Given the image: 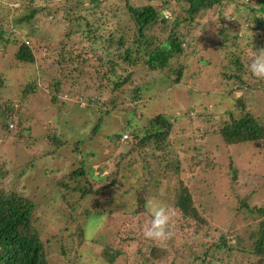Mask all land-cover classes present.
<instances>
[{
  "label": "rangeland",
  "instance_id": "rangeland-1",
  "mask_svg": "<svg viewBox=\"0 0 264 264\" xmlns=\"http://www.w3.org/2000/svg\"><path fill=\"white\" fill-rule=\"evenodd\" d=\"M243 1L258 10L255 21L260 22L261 29L255 31L251 24L246 34L243 33V40L236 44L233 40L227 41L223 45L221 31L238 33L235 30H241L242 25L248 26L245 20L251 11L244 15L242 6L240 9L235 6L242 5ZM262 1L223 0L202 9L191 23L187 15L191 4L186 0H129L134 7L152 5L164 16L179 22V32L186 40L184 55L176 56L166 70L152 71L144 58L138 67L125 60L128 50L133 52V58H139L141 44L137 23L128 12L126 0H105L100 9H94L93 0H72L70 4L76 6L73 9L64 4L65 0H20V3L4 0L10 4L0 6V27L11 30L13 38L22 37L20 42L28 40L27 33L32 26L24 24L15 29L13 20L28 13L27 7L29 11L30 8L46 9L33 25L37 35L29 39L36 64L18 61V46L12 47L9 54L3 52L0 40V102L11 98L20 104L21 118L26 121L23 126L34 130L19 137L7 136L0 121V162L8 161L16 166L37 160L39 164L50 165L45 169L53 184L46 187V193L38 196L35 192L34 174L28 175L26 185L37 207L33 220L47 251L58 256L59 247L67 249L69 257L55 258L56 261L60 259L63 264H202L209 251L216 259L207 264H217V260L231 261V264L257 263L259 258L254 255L249 263L246 258L249 252H255L264 223V215L259 212L264 209V135L255 142L229 145L220 132V124L229 119L227 112L238 108L235 98L240 101L244 98L253 118L264 127V79H257L247 71L243 90L227 79L231 73L229 68L234 66L233 59L235 62L240 54L247 62L249 51L259 49L261 46L257 43L264 42V13H258ZM229 3L234 5L226 8L225 4ZM65 9L67 18L59 13ZM225 12L230 19L224 16ZM76 14L82 16L81 21L73 18ZM173 29L174 26L159 21L147 36L155 38L157 46L167 41ZM66 43H71L78 58L69 53L71 45ZM10 46H13L12 40ZM103 52L113 61H103V69L99 71L100 57L105 58ZM62 54L64 59L60 57ZM58 56L63 65H59ZM186 66H189L187 71L177 81L179 70ZM130 73V81L116 90L118 79L123 81ZM34 79L39 81L37 95L28 91V84ZM254 79L260 83L255 85ZM113 99L122 110L111 111L112 116L107 118L105 114L109 110L105 104ZM161 114L173 124L170 145L156 151L157 144L142 149L136 143H128L130 138L124 142V136L130 135L128 131L138 124L145 127ZM215 114L223 116L215 119ZM99 123L102 127L96 132ZM205 128H210V133ZM32 134L36 138L33 142L30 141ZM52 134L66 145L53 142L57 152L48 157L54 147L45 136ZM115 139L118 144L112 143ZM133 149L137 152H131ZM127 153L131 157H124ZM175 155L197 211L190 219L183 218L173 204L169 206L176 199L178 183L171 175L165 177L164 169ZM82 162H86V177L77 181L73 177L66 179L68 188L60 193L57 182L81 170ZM160 176L162 181L158 179ZM92 177L98 178L92 180ZM152 177H157L153 184ZM114 180L121 184L120 189H112ZM76 186L81 190H75ZM145 186L150 197L162 202L173 214L174 235L169 240L153 241L143 235L151 216L146 210L137 211L135 192H142ZM103 188L107 192L99 193ZM98 202L101 207H97ZM88 209L103 210L107 216L90 222L91 219H86ZM223 237L227 240L232 237L235 242L230 249L217 252L215 246ZM110 248L123 254L113 263L105 259V252ZM155 250L163 258L152 260Z\"/></svg>",
  "mask_w": 264,
  "mask_h": 264
},
{
  "label": "trees",
  "instance_id": "trees-1",
  "mask_svg": "<svg viewBox=\"0 0 264 264\" xmlns=\"http://www.w3.org/2000/svg\"><path fill=\"white\" fill-rule=\"evenodd\" d=\"M18 1L19 2L17 3H20V0ZM29 1L34 2V0H29ZM126 1L128 2L127 3L128 12L130 16H132L135 19V22L137 23L139 39L141 41V44L139 46L140 50L138 51L139 58L138 57L133 58L134 56L133 52L128 50L127 57L125 59L127 64L138 67L137 65H139L141 59L144 58L145 63L147 64L150 70L152 71L166 70L169 67L170 62L176 56L179 57L185 54L184 45L186 44V40L183 38V35L180 34L179 32L180 23L173 20L171 17L164 16L161 12H158L155 9V7L152 5L134 7L129 3V0ZM164 1L167 2V0ZM186 1H188L191 4V7L188 10V14H187L190 18L191 23L194 21L193 19H195V17L198 16V14L202 11V9L211 8L213 7V4L223 2V0H213L211 3H206L204 0H186ZM71 2L72 0H65L64 4L70 5V7L68 8L73 9L74 6L73 4H70ZM104 2L105 0H93L94 9L95 7L97 9H100ZM1 4L4 5L10 3L4 2V0H0V6H2ZM25 5H27V3H25ZM232 5L230 3L225 4V6H227L226 8H229ZM235 6H237L238 9H240L242 6V14L244 15H246V13L251 11V13L247 16V20H245L248 26L242 25L241 30L234 29L235 32L238 31V33H234V31L227 29L221 31L220 33L222 34L221 36L223 37V39L220 41V43H223V45L227 44L228 43L227 41L233 40L234 43L236 44L239 41L243 40L245 37L243 36V33L246 34L245 32L248 31V27L249 26L251 27V24L253 25L255 31L261 29L260 22H257L258 20L255 21L256 19L255 14L257 13L258 10H255V8L254 9L251 8L249 4H247L244 1L242 2V5L241 3H236ZM74 8H76V6ZM27 9H28V13H26L23 17L15 21L13 20L12 24L14 25L15 29L18 26L22 27L24 26V24H30V26H32V30H30V33H27L28 40H26L25 36H23L25 40H23V42H20L19 40L22 37L14 36L13 38L12 33H10L11 30L9 31L4 27H0V40L4 45L2 49L3 52H8L9 54L10 52L9 50H11L12 47L18 46V52L16 53L17 54L16 58L18 59V61L22 63H28L34 65L37 63V60L35 58L33 45L31 44V42H29L30 41L29 39L31 38V36L37 35L36 29L33 28V25L36 24L39 16L43 13V11H46V9L37 8V10H35L33 8H30V11H29V7H27ZM67 11L68 10L65 9L63 10V12H59L60 16L65 17ZM260 12L264 13V1L260 2V10L258 13ZM80 16L76 14L73 18H77V21L78 20L81 21L82 16L81 17ZM244 17L245 16H243V18ZM159 21H164L169 26H174L175 30L173 29L172 32H169V37L167 41L162 42L159 45L155 46V38L152 39L148 37L147 33ZM233 21L234 20H229L230 23H234ZM87 27H90L89 23H87ZM11 40L13 41V46H10ZM120 44L123 45V41H121ZM65 45L69 46L71 45V43L69 44L66 43ZM257 45L261 46L260 48H264V42L263 44L257 43ZM1 46L2 45H0V50H1ZM68 51L69 53H73L74 55H77L73 57L78 58V54L75 53V50L72 48V45L71 48L68 49ZM104 55L105 58L100 57V61L102 63L101 65L99 64L100 66L99 71L103 69L101 67L103 61L106 62L113 61V59H108L105 53ZM142 55L144 57H142ZM61 56H63L62 59L65 58L63 54L60 55V57ZM69 56L72 57V55ZM60 57L58 58L59 65L60 64L63 65L60 62ZM78 60L79 59H77V61ZM248 62L249 59L247 60V62H244V57L239 54L235 62L233 59L232 63H234V66L229 68L231 73L228 74L227 76V79L230 82L231 81L234 82V84L238 86L239 89L242 90L245 89L246 87L244 85L246 83L244 82V74L247 73L246 65L248 64ZM188 67L189 66H186L179 70L178 72L179 78L177 81H179V79L184 76V72L187 71ZM111 71L113 73H116V69H112ZM131 77L132 74L130 73L125 80L120 81L118 79L119 82L116 84L115 89L119 90L121 87H123V85H125L128 81H130ZM255 82H256L255 85L260 83L258 80H255ZM37 83H39V81L35 79L32 82H29L28 86L30 90L28 91L30 94L34 95L36 93L35 95H37L40 92ZM56 86L58 89H60V84H57ZM137 89H140V87H137ZM90 90H92V88H90ZM28 91H26V94L29 96V94L27 93ZM92 91L96 92L98 91V89H93ZM246 94L249 96L248 93ZM230 95L232 94L229 93L227 96H229L230 98ZM81 98L82 96L80 97V99ZM53 99L56 102L58 101L57 98H53ZM235 100L238 101L236 103V105L238 104V108L227 112L225 115L228 116L229 119L225 120L222 124H220L222 126L220 132L223 138L225 139V141L227 142V144L240 145V144L250 143L253 141L255 142L263 138L264 127L261 124H258V122L253 118V114L249 112L250 108H248V106L246 105V100L244 98L241 101L237 100L236 98ZM89 101H91V99H89ZM22 105L23 102H21V106ZM105 107H107L109 110L105 114V117L107 118L112 116L111 111L121 112L122 110L120 109L119 104L117 105V101L115 99L110 100V103H106ZM117 114L119 115L120 113ZM218 115H222V114H215L213 118L216 119ZM0 121H1V127L5 131L7 136L13 134L15 135L14 137L17 136L19 137V136H23L24 134L26 135L32 132L34 133V130L31 126H26V127L23 126V124L26 123V121L25 120L23 121V119L21 118L20 104L16 103L11 98H6L4 101L0 102ZM101 127L102 126L98 125L95 128V131L98 132L101 129ZM209 129L210 128H205V130H208L207 133H210ZM172 131H173V124L171 120L166 115L161 114L154 117L153 120H150V123L145 127H140V124H138L135 126L134 130L128 131L130 133L129 135L130 140L128 139L129 140L128 143L130 142L133 144L136 143L137 146H139V148L142 149H147L148 145L157 144L155 150L160 151L164 149L167 145H170L169 141ZM53 136L54 134L47 135V137L45 136L47 142H49V144L52 147H54L52 151H49L48 157L50 154L52 156L57 152L54 143L59 144V146L66 145L63 142V140L57 139V136L53 138ZM30 137H31L30 139L31 142H33V139L36 140V138L33 137V134ZM112 143L118 144L119 142L117 139H115L112 141ZM159 144H162L164 147H160ZM131 152L136 153L137 151L133 149V151L131 150ZM174 153L176 152L174 151ZM127 156L131 157V154L127 153L124 157ZM177 158L178 156L175 155V157L172 159L173 161L171 163H169L170 162L169 161L168 166H166V168L164 169L165 177L168 178V176L171 175L172 177L177 179V183H178V187H177L178 192L176 195V199L170 201L169 206H172L173 204V208L178 210L180 213H182L183 218L190 219L195 215L197 211H195L194 209V202L192 197L193 195L190 189L188 188V186H186L183 183L181 176L182 170L180 169V164H179L180 161ZM32 161L33 162L23 164L24 166L23 165L12 166L10 162L3 160L0 162V264H63L61 260L69 257L67 256V249L65 248V246L59 247L58 256L56 252L47 251V245L43 241L42 234L38 231V227L35 226L36 222L33 220V217L37 207L35 202L32 201L29 197L30 196L29 189H27V185H26L28 175L34 174L36 176L34 181H32L33 182L32 187L36 188L35 192L38 193V196L41 193L44 192L46 193L47 192L46 187L51 186L53 182L52 180H50V173L48 172L47 169H45L50 165L47 166V165L39 164L37 163V160H32ZM51 163H53V161H51ZM85 163L86 162H82L83 167L81 170H77L69 175H66L63 178L65 181L59 180L57 182L60 187V193L63 192L64 189L68 188L66 179H70L71 177H73L75 178V181H77V179H79L82 176L86 177V171L84 168ZM35 164H38L39 166L36 167ZM132 166L133 165L131 164V167ZM95 178L98 177H92V180ZM147 178L149 177L147 176ZM152 178L154 179L152 181L153 184L157 177L156 178L152 177ZM158 179L159 181H162L161 176ZM87 182L90 183V178L87 179ZM113 184H114V188L112 189L115 190L117 188L120 189L121 184L118 183L116 180L113 181ZM76 189H80V188L76 186L75 190ZM103 192H107V190L106 189L102 190L99 193H103ZM125 193L129 194V191ZM135 195L137 197V206H138L137 211L145 212L146 209L144 205L146 203V199L150 197L147 186L142 188V192H140V190L135 192ZM244 205L248 206V204H244ZM97 207H101V204L99 202L97 203ZM259 212L264 215V209H260ZM86 214H87L86 219L88 220L91 219L90 222H92L94 218H98V220H101L105 216H107L103 210H97V212H92V210L88 209L86 210ZM135 214L136 213L134 212L133 216H135ZM77 226L79 227L80 225H78L77 223ZM260 233H262V236L256 240L257 246L255 252H249L248 253L249 257L247 255L246 258L247 263L250 262L251 260L250 257L254 255L256 256V258L259 259L262 258V261L258 259L256 264H264V223ZM234 242H235L234 239L227 240V238L223 237L220 243L215 246V250L218 252L223 249H230V245ZM113 250L112 248H110L108 252H105L106 254L105 259H107L110 263H113L115 260H117V258L123 255L120 250L116 248H113ZM214 255H215L214 253L210 255L208 251L204 257L206 259L202 262V264H207L209 262L211 263V260L213 261L216 259L214 258ZM151 256H152L151 258L152 260H159V258H163L161 255L156 253V250L153 251V254H151ZM55 258H60L61 260L57 259L56 261ZM167 262H169V260H167ZM216 262L217 264H231V261H226V260L225 261L217 260Z\"/></svg>",
  "mask_w": 264,
  "mask_h": 264
},
{
  "label": "clouds",
  "instance_id": "clouds-1",
  "mask_svg": "<svg viewBox=\"0 0 264 264\" xmlns=\"http://www.w3.org/2000/svg\"><path fill=\"white\" fill-rule=\"evenodd\" d=\"M225 17L229 18V14L225 12ZM249 62L246 69L251 75L257 79H264V48H255L249 51ZM82 103V101H81ZM83 107L86 108L84 104ZM102 126V123H99ZM127 137V138H126ZM129 135L124 136V142H127ZM145 209L150 214L151 220L143 229L145 238L153 241H166L173 237L172 212L162 202H158L149 197L146 199ZM232 239V237H228Z\"/></svg>",
  "mask_w": 264,
  "mask_h": 264
},
{
  "label": "built area",
  "instance_id": "built-area-1",
  "mask_svg": "<svg viewBox=\"0 0 264 264\" xmlns=\"http://www.w3.org/2000/svg\"><path fill=\"white\" fill-rule=\"evenodd\" d=\"M127 138V137H126Z\"/></svg>",
  "mask_w": 264,
  "mask_h": 264
}]
</instances>
